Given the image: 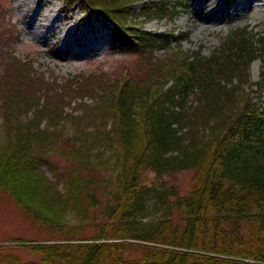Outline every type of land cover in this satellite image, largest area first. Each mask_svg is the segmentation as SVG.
<instances>
[{
  "label": "trees",
  "instance_id": "16d2710c",
  "mask_svg": "<svg viewBox=\"0 0 264 264\" xmlns=\"http://www.w3.org/2000/svg\"><path fill=\"white\" fill-rule=\"evenodd\" d=\"M74 6L111 23L112 49L138 67L59 79L0 39V200L50 231L19 245L33 259L0 245V264H264L262 32L236 27L205 56L183 48L189 31L145 28L185 14L183 0H64ZM186 171L184 190L162 179Z\"/></svg>",
  "mask_w": 264,
  "mask_h": 264
},
{
  "label": "rangeland",
  "instance_id": "374dc122",
  "mask_svg": "<svg viewBox=\"0 0 264 264\" xmlns=\"http://www.w3.org/2000/svg\"><path fill=\"white\" fill-rule=\"evenodd\" d=\"M183 1L188 5L187 12L174 22L155 20L147 23L145 28L156 33L170 27L189 31L190 36L183 41V48L196 50L203 47L202 53L205 56H209L220 44L221 37L236 27L250 25V28L254 27L255 31L264 35V0ZM3 3L0 23L9 28L10 21L21 32L15 40L16 30L8 31L4 26L0 28V39L3 38L6 43L3 46L14 49L16 55L33 58L35 67L45 71L46 76L56 75L59 79H64L63 77L80 72L102 71L116 76L127 66L132 71L138 67L139 54L112 49L113 25L108 21H89L78 6L64 11V0H3ZM194 7H202V10H192ZM0 43L3 44V41ZM261 68V60L252 63L251 81L260 80ZM253 95L257 97L256 92ZM261 97L260 104L264 105V91ZM52 160L61 168L67 164L59 155H54ZM147 174L151 179L155 177L151 171ZM191 176L192 172L186 171L167 175L162 179L168 185H176L184 190L191 181ZM69 217L72 220L78 219L72 210ZM85 225V233L92 235L95 220H87ZM49 238L48 229L34 225L16 201L3 195L0 200V245L17 246L13 248L14 251L25 259H33L20 246L46 242Z\"/></svg>",
  "mask_w": 264,
  "mask_h": 264
},
{
  "label": "bare ground",
  "instance_id": "6f19581e",
  "mask_svg": "<svg viewBox=\"0 0 264 264\" xmlns=\"http://www.w3.org/2000/svg\"><path fill=\"white\" fill-rule=\"evenodd\" d=\"M199 9L202 10V7H200V8H195V7H194L192 10L199 11Z\"/></svg>",
  "mask_w": 264,
  "mask_h": 264
}]
</instances>
